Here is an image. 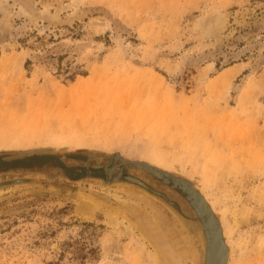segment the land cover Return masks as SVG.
I'll list each match as a JSON object with an SVG mask.
<instances>
[{
    "label": "rangeland",
    "instance_id": "374dc122",
    "mask_svg": "<svg viewBox=\"0 0 264 264\" xmlns=\"http://www.w3.org/2000/svg\"><path fill=\"white\" fill-rule=\"evenodd\" d=\"M123 160L264 264V0H0V264H204L194 206Z\"/></svg>",
    "mask_w": 264,
    "mask_h": 264
},
{
    "label": "water",
    "instance_id": "95a60500",
    "mask_svg": "<svg viewBox=\"0 0 264 264\" xmlns=\"http://www.w3.org/2000/svg\"><path fill=\"white\" fill-rule=\"evenodd\" d=\"M35 150H36L35 148H32V149H26V150H9V151H31L33 153H36ZM123 163L142 167L143 169L148 170L149 172L154 174L155 176L161 178L165 183L169 184L171 187L177 189L180 193H182L183 196L186 198V200L189 202V204L192 207L194 205H193L191 199L189 198V196L186 193V191L181 188L180 183H179V181L186 182L188 184V186H190L192 188V190L196 194H198L201 202L203 203V205H204V207H205V209L207 211V216H206L207 218L203 219L201 215L199 217L200 212L196 209L195 206H194L195 209H193L194 212L196 211L195 213H196L197 217L199 218V220L201 222V226L204 225V228H205L204 235L206 234V236H204V239L206 240V238H207V241L205 242L206 246H205V251H204L205 252L204 264H225L226 263L227 258H228V247L226 245L224 235L222 234V229H221L222 227L220 225V222H219L217 216L212 211V209L210 210V208H211L210 205L209 204L207 205V203L205 202L206 200H204L202 198V194H199L197 192L199 190H197L191 184L190 181H188L187 179H185V178H183L181 176L172 174L171 172H169V171H167V170H165L163 168H160V167H158V166H156V165H154L152 163H149L147 161L123 160ZM105 170L106 171L108 170V172H110V170L107 169V168H105ZM125 178L127 180H129V181L137 182L139 184H142V182L136 177L127 175V176H125ZM142 186H145V188H148V186H146L144 184H142ZM208 218H210V220H211V222L213 224L212 230H209V227L207 226L208 222H205V220L206 219L208 220ZM202 229H203V226H202ZM215 245H216V248H215Z\"/></svg>",
    "mask_w": 264,
    "mask_h": 264
},
{
    "label": "bare ground",
    "instance_id": "6f19581e",
    "mask_svg": "<svg viewBox=\"0 0 264 264\" xmlns=\"http://www.w3.org/2000/svg\"><path fill=\"white\" fill-rule=\"evenodd\" d=\"M178 181V180H177ZM178 183V182H177ZM179 183H180V186H181V188L183 189V190H185L186 191V193L188 194V196H189V198L191 199V201H192V203H193V205L196 207V209L200 212V215L203 217V219H205V218H207L206 216H207V211H206V209H205V207H204V205H203V203L201 202V200H200V198H199V196H198V194H196L193 190H192V188L190 187V186H188V184L186 183V182H183V181H179ZM194 188V187H193ZM195 189V188H194ZM196 190V189H195ZM197 191V190H196ZM198 192V191H197ZM199 193V192H198ZM200 194V193H199ZM87 197H89V196H87ZM105 197V196H104ZM106 198V197H105ZM203 198V197H202ZM82 199L87 203V205H88V210L87 211H83V212H93L94 211V206H96V205H98L99 203H100V199H98V198H86V196H84L83 197V195H82ZM107 199V198H106ZM204 199V198H203ZM190 201V200H189ZM102 202V201H101ZM102 203H104V202H102ZM122 213V212H121ZM85 215V214H84ZM122 215H123V218H127L128 216H126L124 213H122ZM174 216V215H173ZM176 216V215H175ZM129 218V217H128ZM181 220V219H180ZM129 222H130V224H133V225H135V223H134V221H131L130 219H129ZM205 222H208L207 223V226L209 227V230H212V228H213V224H212V222H211V220H210V218H208V220L206 219L205 220ZM129 224V225H130ZM136 226V225H135ZM137 227V226H136ZM159 236V235H158ZM207 239V238H206ZM215 248H216V245H215ZM214 248V249H215ZM214 255V254H213ZM225 264H227V261H226V263Z\"/></svg>",
    "mask_w": 264,
    "mask_h": 264
},
{
    "label": "flooded vegetation",
    "instance_id": "af4514ba",
    "mask_svg": "<svg viewBox=\"0 0 264 264\" xmlns=\"http://www.w3.org/2000/svg\"><path fill=\"white\" fill-rule=\"evenodd\" d=\"M3 161L4 162L6 161V163H14V162H10V160H2V162ZM23 166H26V167L31 166V162H28V163L26 162ZM15 167H18V166H12V165H10L8 168H15ZM64 169H65V167H64Z\"/></svg>",
    "mask_w": 264,
    "mask_h": 264
}]
</instances>
